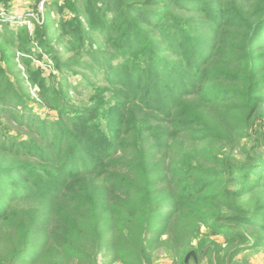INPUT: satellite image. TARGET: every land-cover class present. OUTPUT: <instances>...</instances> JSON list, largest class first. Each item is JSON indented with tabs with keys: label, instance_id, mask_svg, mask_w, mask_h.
Instances as JSON below:
<instances>
[{
	"label": "trees",
	"instance_id": "1",
	"mask_svg": "<svg viewBox=\"0 0 264 264\" xmlns=\"http://www.w3.org/2000/svg\"><path fill=\"white\" fill-rule=\"evenodd\" d=\"M68 4L75 14L54 27L81 59L56 60L57 69L82 68L113 101L77 107L69 98L77 88L38 83L58 120L39 124L43 147L0 145V264H99L108 234L120 264H153L160 247L176 264L191 252V264H241L258 253L264 0ZM47 33L34 39L52 57ZM11 95L1 84L0 102ZM28 156L40 159L38 170Z\"/></svg>",
	"mask_w": 264,
	"mask_h": 264
},
{
	"label": "rangeland",
	"instance_id": "2",
	"mask_svg": "<svg viewBox=\"0 0 264 264\" xmlns=\"http://www.w3.org/2000/svg\"><path fill=\"white\" fill-rule=\"evenodd\" d=\"M82 1L79 0V2ZM14 2L13 0H7V2L0 4V85H5L6 90L12 94L7 98L8 105L0 102V145L11 148L12 142L18 143L22 141L43 147L45 146V138L42 137L38 130L39 124L43 120L58 119L55 116V112H51L50 108L44 103V96L41 95V88L38 83L46 84L49 88L54 89H60L62 84H69L72 87L68 91L77 88V91H72L69 96L71 104L77 107L95 106L97 102L102 100L101 97L106 102H112L111 92L113 91L101 93L103 89L100 87L95 92L94 86L91 87L85 78V76H89V81H91V75L82 68L73 66L70 69V73H66L67 71L60 72L57 69L56 60L61 63H69L70 61H80L81 59L76 51L69 52V45L64 37L61 36V31L54 27L57 20L69 19L75 14L74 8L70 4L67 5V0H50L44 5L42 10L40 9L41 0H33L25 12L22 10L23 6L21 3L17 4ZM58 4L61 10L57 8ZM83 9L81 7L82 12H85ZM39 31L48 32L44 40L48 39L52 57H49V54L40 47V42H36L34 39ZM7 32H9L10 39L15 43H4L7 40ZM20 32H22V37ZM31 42L30 48L33 53L28 55L23 50ZM1 50H6L7 55H2ZM38 54H43L42 60L37 58ZM53 57L57 59L52 60ZM122 62L123 60L113 61L114 66ZM104 75L105 71L98 77L100 82L104 80L102 79ZM102 83L105 82L103 81ZM103 85L98 84V86ZM90 97L96 98L95 101H97L91 102ZM13 98L17 100L15 103ZM9 108H12L13 111L9 112ZM17 113H21V116L16 117ZM29 116L34 120L30 126L27 125ZM58 139L52 138V140ZM39 160L37 156H28L29 164L37 170L39 169ZM44 191H46V186L42 189V192ZM202 230L205 232V229ZM107 240L109 249L99 256V264H120L114 261L110 234H108ZM223 240L224 238L220 237L219 241L222 242ZM2 248L4 252L12 249L10 244ZM240 258L246 259L241 264H264V248L260 247L258 253L245 252ZM153 264L176 263L171 253L165 250L164 247H160L153 255Z\"/></svg>",
	"mask_w": 264,
	"mask_h": 264
},
{
	"label": "crops",
	"instance_id": "3",
	"mask_svg": "<svg viewBox=\"0 0 264 264\" xmlns=\"http://www.w3.org/2000/svg\"><path fill=\"white\" fill-rule=\"evenodd\" d=\"M13 1H15L14 3H17V4L21 3V5L23 6L22 10H23V12H25L26 8L29 6L30 2H32L33 0H13ZM14 6H15V4H14ZM17 8H18V6H17Z\"/></svg>",
	"mask_w": 264,
	"mask_h": 264
},
{
	"label": "water",
	"instance_id": "4",
	"mask_svg": "<svg viewBox=\"0 0 264 264\" xmlns=\"http://www.w3.org/2000/svg\"><path fill=\"white\" fill-rule=\"evenodd\" d=\"M4 0H0V2H3ZM195 258V253L194 252H191V253H189L188 255H187V257L185 258V264H189V262H190V259L191 258Z\"/></svg>",
	"mask_w": 264,
	"mask_h": 264
},
{
	"label": "built area",
	"instance_id": "5",
	"mask_svg": "<svg viewBox=\"0 0 264 264\" xmlns=\"http://www.w3.org/2000/svg\"><path fill=\"white\" fill-rule=\"evenodd\" d=\"M50 0H41L40 2V9L42 10V8L44 7V5H46Z\"/></svg>",
	"mask_w": 264,
	"mask_h": 264
}]
</instances>
